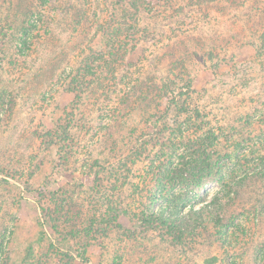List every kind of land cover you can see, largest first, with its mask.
<instances>
[{
    "label": "rangeland",
    "instance_id": "rangeland-1",
    "mask_svg": "<svg viewBox=\"0 0 264 264\" xmlns=\"http://www.w3.org/2000/svg\"><path fill=\"white\" fill-rule=\"evenodd\" d=\"M142 1L149 33L85 89L132 0H0V264H264V0ZM207 139L200 191L156 188ZM156 192L211 223L178 242L144 226Z\"/></svg>",
    "mask_w": 264,
    "mask_h": 264
},
{
    "label": "trees",
    "instance_id": "trees-1",
    "mask_svg": "<svg viewBox=\"0 0 264 264\" xmlns=\"http://www.w3.org/2000/svg\"><path fill=\"white\" fill-rule=\"evenodd\" d=\"M18 1H22V0H18ZM168 2H170V0H168ZM8 3L9 2H4L3 6L0 7V12L2 9L6 10V12L11 11L12 7ZM129 5H130V9H129L130 15L127 16L125 20L123 19L124 21L123 20L118 21L116 26L104 27V30L102 32L106 34V43H107L104 47L105 49H108V53L107 54L102 52L97 53L98 58L92 61L93 62L92 65H90V62L88 60L86 65L82 66V72L84 73H83V77L81 78V87H84L85 89H91V85L93 83L90 84L89 82L85 81V79L86 77L90 76L88 73H91L92 75L93 70L90 69L94 67L93 65L95 64H96L95 67H99L98 69H101L103 80L116 77V72H114V70H109V68L111 67H108L110 65L113 66L114 64L117 63V60L115 58L116 57L115 53L117 51H120V53L124 51L126 54H130V51H133L132 48L137 46L138 44L137 42L138 39H140L141 34L145 35L146 33H149L148 28L146 27L147 24L146 25L144 24L139 28L140 26L139 19L142 17L141 13L143 11L146 12L150 4L148 2H143L142 0H140V3L137 0H132V2ZM16 6L18 8L21 7L20 2H18ZM23 15H26V13H24ZM19 23L21 24L20 25L21 28L24 27L25 23H28V18L24 16L22 20L19 21ZM14 25L16 24H13L10 27L11 30H13V27H16ZM14 32L17 33V30L16 31L14 30ZM13 34L15 33L8 34L5 32L4 49L7 50L6 42H8L9 45V42L11 43L12 41L17 42V40H20V38L22 37V34L17 33L18 37L15 38L16 35ZM131 42H133L134 44H131L130 46ZM261 46H264V44H262ZM128 47H131V49ZM114 50L115 52H113ZM109 59L112 60L109 61ZM78 71L80 70L78 69ZM96 72L97 69H95V73ZM77 76H79V74H77ZM187 88H190V85L187 86ZM186 95L187 94H181L177 98V104L179 103L182 104L185 101H187ZM173 99H176V97L173 96ZM194 115L200 116L198 110L194 111ZM210 134L214 135L213 131ZM182 138H184V136ZM215 141L216 139L214 141L212 139L211 140L207 139L203 143L198 144V146L196 147L188 146L186 147L187 150L189 149L188 152L186 153V155L182 157L179 156L178 162H176L175 164L171 163L170 165L161 164L159 168L157 167L158 173H160V178L162 180L160 179V182H157L156 188L163 189L164 184H168L172 187L177 186V187H185V188L195 186L197 189L196 191H200L202 189L201 186L199 185L200 180L204 177V175L207 172H210L216 164V162L214 163V158L215 156H217L219 152L218 149H220V147H218V145L215 144L216 143ZM152 195L154 196V199L148 200L149 204L144 206L145 211L142 212L141 214L140 219L142 224L147 227L148 226L151 227L157 226L158 228L166 227L168 233L172 235L173 237L172 239L176 242L184 240L185 238H187V236L189 238L190 237L194 238L196 236L201 235L197 233V230L198 231L205 230L206 224L211 223L210 221H209L210 223L208 222L206 223L204 220H202V218H200L199 213L191 205H190L189 214H184V213L180 214L181 208H179L178 205H175L173 211L169 214H164V211L166 210L165 208L155 211L152 206L156 201L155 199L157 198V195L159 194H157L156 192V194L153 193ZM236 215H238V213H235L233 215L231 214V216H229V220L235 218ZM223 217L225 218V210L223 212L222 209V212L216 213L217 219L215 218V221L218 220L219 222H222ZM208 220L210 219L208 218Z\"/></svg>",
    "mask_w": 264,
    "mask_h": 264
}]
</instances>
